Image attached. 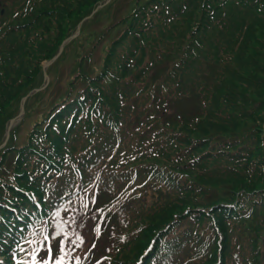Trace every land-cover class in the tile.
<instances>
[{
    "label": "trees",
    "instance_id": "16d2710c",
    "mask_svg": "<svg viewBox=\"0 0 264 264\" xmlns=\"http://www.w3.org/2000/svg\"><path fill=\"white\" fill-rule=\"evenodd\" d=\"M3 1L0 141L21 98L42 82L41 63L101 0ZM169 1L174 0H153L159 5L154 31L135 39L125 38L133 35L128 28L120 35L114 29L126 23L140 0H111L81 29L89 26L92 41L109 43L101 69L87 63L91 54L80 50L74 56L68 45L48 68L52 86L27 99L26 116L32 101L51 107L28 143L13 142L16 127L0 152L3 264L16 232L15 224L2 222L8 212L1 197L12 190L16 201L10 205L31 206L24 193L31 189L56 209L70 180L62 177L39 190L43 171L52 167L49 159L63 164L59 146L77 155L73 160L80 168L93 162V154L113 169L122 153L134 156L132 165L148 163L127 175L113 172L108 185L100 181L89 207L99 214L100 239L129 235L122 251L103 245L99 264H134L150 243L144 264L152 257L154 264H264V0ZM79 45L95 47L87 41ZM130 52L136 58L131 69L125 65ZM152 85L155 94L147 91ZM165 88L170 95L162 93ZM41 132L50 146L38 144L43 150L38 152L32 145ZM177 163L192 178L173 172ZM135 179L147 182L134 192L122 185ZM60 222L49 223L54 249L64 241ZM49 225L40 221L41 240ZM126 252L136 254L131 262L122 257Z\"/></svg>",
    "mask_w": 264,
    "mask_h": 264
},
{
    "label": "rangeland",
    "instance_id": "374dc122",
    "mask_svg": "<svg viewBox=\"0 0 264 264\" xmlns=\"http://www.w3.org/2000/svg\"><path fill=\"white\" fill-rule=\"evenodd\" d=\"M152 2L153 0H140V3L143 4V6H141V4H137L134 11L130 10L129 15L124 19L126 23L122 24L120 28L118 27L114 29L117 35H120L122 32H124L126 28H128L129 31L133 33V35L127 34L125 38H130L131 36L135 39H142L148 33H153V27L156 25L154 14L159 10V5L155 7L156 3ZM169 2L175 3L176 1L174 0ZM122 18L123 17L121 16L120 19ZM107 27H109L108 23L106 24L105 28ZM98 31L99 30H97V32ZM73 34L75 35H72L71 37L67 36V38L70 39L69 42L64 45V48H66L68 45L73 48L74 56H76V54L80 50H82L84 54H91V60L89 59L87 63L93 64L94 61L95 64H93V66L95 67V70H100L102 67V61L106 55L108 48L110 47L109 43H107L105 40H103L102 42L92 41L93 36L91 35L92 33L90 32L89 26H86V28L79 35H77V33L75 32H73ZM107 38H110V35ZM84 41H87V43H89V46H91L92 43L95 44V47L92 50H89L90 48L88 46L81 47L79 44ZM120 49L121 48L115 50V55L119 53ZM131 54L132 53L130 52L129 59H127L125 63V65L128 66L129 69L134 66L136 61L135 56L130 57ZM45 64L46 63H43L41 65V70H43L42 68ZM53 64L54 63L47 67L45 73H48V68H50ZM67 64L70 65V62L67 61ZM65 68L66 66L63 63L60 67V70H63ZM76 74L77 73H75L74 76H76ZM69 77V75L64 76V80L68 79ZM71 82L73 83L74 80ZM77 83L78 81L76 82V84ZM39 86L42 87L41 90L49 89L52 86L51 79L48 78V83L44 87L42 80ZM74 90L76 89L74 88ZM141 91V87H139L136 98L140 96ZM147 91L150 94H155V91H158V89H155L152 85L147 89ZM162 93L170 95V93L167 91V88L162 90ZM144 106L145 105H142L140 108H143ZM50 107L51 106L44 107L34 101L30 102L27 116L25 112L22 122L17 126L18 131L16 132L15 138L13 139V142H15L17 147L28 143V141L32 138V132L37 126L35 123L37 121H40L47 115V111ZM157 109L161 110L162 108L157 107ZM131 129L135 130V127L131 126ZM3 141L4 138L2 136L0 144ZM132 143L133 142L131 140V144ZM38 144H45L46 148L50 146L48 137L46 138L44 132H41L36 137V141L32 145V150L40 151L37 148ZM6 147L7 143L0 145V152H4V150L7 149ZM59 148V154L63 157L64 163L62 165H59L57 161L49 159V161L52 163V167H47L43 171L42 176H44V182L42 183L39 191L42 192L44 190V186L57 184L60 182L62 177H67L70 180L71 184L63 190L64 195L62 196L60 204L56 207V209L54 207H46V205H44V203L42 202V199H40V195L35 191L28 189L24 190V192H27L29 194L34 193L32 196L36 198L37 195L38 197L37 200L35 199V201H39L40 205L39 209L37 210V214L34 215L35 217L37 216L36 220L48 222V225L54 220H61L59 224V230L61 231V235L64 241L60 247H58V245H55L54 249V245L52 246L50 238L52 233L50 225L48 226L47 235L43 240H41L37 233L38 226L30 229V231H27V228L31 225V221H29L27 226H23L22 230H19L20 234L14 237L15 247L12 253H10V255L8 256V264H10V262L13 260V264H58V262L59 264H99V261L96 260L98 258L105 257L104 255H102L103 245L108 244L112 247L118 248L119 251H122L123 246L127 242V236L129 235V233L126 231L118 236L117 240H110L108 238L103 240L100 239L102 237L100 235L101 233L97 232V227L99 225V214L96 215L90 212V202L93 201L95 194L99 189H101V182H99L100 176L102 177L106 176L107 174H113V172H121L122 175H127L138 166L147 165L148 163L142 162L138 165H132V162L129 160H132L134 156L132 158H129L125 156V153H122V159L115 169L110 171L106 168V166L103 165L102 162H100L94 165L93 169L88 174L89 178L84 179L83 177H80L73 172L70 173L67 171V168L71 166L70 161L73 160V158L77 155L70 156L69 153H67L66 150L63 149V146H59ZM113 155L116 158L115 149H113ZM184 169L185 168L182 167L180 163H177V166L175 167L173 172L177 173V175L180 177L192 178L193 175L186 173ZM146 182L147 181L135 179L129 183H122V185L130 186L132 188V191L134 192L135 190L138 191L142 189V187L138 188L139 185H142ZM148 194L149 196H153V193L151 191H148ZM1 198H4L8 201H14L13 191L6 190ZM68 198H70V200L64 202V200ZM73 206L74 209L72 210ZM73 211H75V213H72ZM11 213L17 214L16 211H11ZM29 214L31 213H28L25 216L27 217ZM2 220L8 219L7 217H4ZM21 220H24V218H22ZM21 220H19L17 224H24ZM28 220L31 219L28 218ZM92 252H97L95 257L93 256ZM12 254H15L14 257H10L12 256ZM135 256L136 254H133V252H126V255L122 257L131 262ZM153 260L154 258H148L147 263L149 264ZM0 261L5 262L7 260L6 258L0 257Z\"/></svg>",
    "mask_w": 264,
    "mask_h": 264
},
{
    "label": "snow or ice",
    "instance_id": "6c2138e0",
    "mask_svg": "<svg viewBox=\"0 0 264 264\" xmlns=\"http://www.w3.org/2000/svg\"><path fill=\"white\" fill-rule=\"evenodd\" d=\"M58 264H59V262H58Z\"/></svg>",
    "mask_w": 264,
    "mask_h": 264
}]
</instances>
